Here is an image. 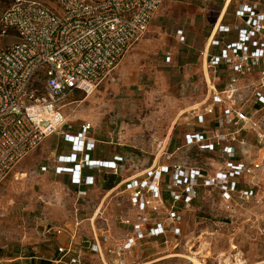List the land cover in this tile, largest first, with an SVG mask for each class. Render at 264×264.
I'll return each mask as SVG.
<instances>
[{
  "label": "rangeland",
  "instance_id": "obj_1",
  "mask_svg": "<svg viewBox=\"0 0 264 264\" xmlns=\"http://www.w3.org/2000/svg\"><path fill=\"white\" fill-rule=\"evenodd\" d=\"M172 1L183 15L191 11L187 0ZM169 39L166 31L157 35L150 27L120 62L113 79L91 95L75 93L66 98L63 113L67 125L62 131L76 134L82 124L91 125L100 157L123 158L118 175L96 172L98 185L79 198L78 188L53 170L58 155L69 151L57 134L1 182L0 264H39L52 258L58 241L53 235H44V228L55 225L78 227L76 247L90 248L96 240L100 242L108 262L96 254L89 264H120L122 260L125 264H194L193 259L201 264H264V237L258 231L264 227L263 210L251 203L233 207L223 202L219 189L203 186L190 207L182 198L172 201V190L185 192V187L172 186L174 166L185 171L201 168L212 175L224 167L225 160L220 152L186 144L187 134L214 129L215 116L206 124L198 123L197 115L205 114L208 90L202 65L197 66L196 76L186 78L185 68L177 66L173 58L166 61L167 55L173 56ZM248 137L251 160L264 159V141L259 144L253 133ZM240 156L245 160L244 154ZM164 167L170 170L159 183L163 206L146 216L153 225L177 213L181 234L174 235L168 227L165 236L147 237L120 257V248L132 231L125 221L139 222L126 182L145 179L147 173ZM116 179L117 185L107 189ZM60 240L66 241L67 235Z\"/></svg>",
  "mask_w": 264,
  "mask_h": 264
},
{
  "label": "built area",
  "instance_id": "obj_2",
  "mask_svg": "<svg viewBox=\"0 0 264 264\" xmlns=\"http://www.w3.org/2000/svg\"><path fill=\"white\" fill-rule=\"evenodd\" d=\"M165 0H13L0 19V34H12L16 41L0 49V184L14 167L50 136L62 133L72 146V157L60 156L58 173H68L72 184L91 187L95 177L84 170H106L119 174L123 158L95 160L96 141L91 125L82 124L80 132H63L67 125L63 109L66 98L75 93L93 94L109 79L130 49L148 32L151 21ZM242 24H217L209 38L208 63L215 74L224 68L229 79L224 89L208 85L205 114L197 115L199 124L215 116V128L189 133L186 144L206 152H220L225 164L210 175L201 168L188 171L174 166L173 203L181 198L191 206L200 187L217 188L224 203L233 207L253 204L264 211V159L251 160L249 134L264 141V3H243L235 11ZM237 33V39L225 36ZM181 41L183 30H178ZM171 57L168 55L166 61ZM259 74L252 88L256 106L251 113L244 107V91L239 81ZM217 107H221L217 113ZM248 149V150H247ZM263 151V150H261ZM245 155V160L241 159ZM261 154H264L261 152ZM83 155L84 157L79 158ZM248 157V159H246ZM250 159V160H249ZM74 165L70 167V165ZM169 167L147 173L145 179H129L130 204L138 212L139 222L132 225L119 256L131 253L137 242L160 238L169 231L179 236L181 217L172 212L164 223L149 225L150 211L163 206L159 189L161 176ZM88 195L79 191V198ZM61 227H46L48 234L60 236ZM264 237V227L258 229ZM72 238V237H71ZM75 237L70 244L58 247L61 258L55 264H83L75 250ZM90 251L104 256L98 240ZM104 261V260H103ZM125 264V260H122ZM120 263V264H121Z\"/></svg>",
  "mask_w": 264,
  "mask_h": 264
},
{
  "label": "crops",
  "instance_id": "obj_3",
  "mask_svg": "<svg viewBox=\"0 0 264 264\" xmlns=\"http://www.w3.org/2000/svg\"><path fill=\"white\" fill-rule=\"evenodd\" d=\"M187 1L188 4L192 5L190 6V8L188 7L189 9H191V11L189 12V14L183 15L182 12L175 10L176 7H178L180 10L179 5H175L176 3H174L172 0H165L163 4L160 6V8L156 11L149 28L151 27V29L157 35L164 33V31H166V33H169L171 35L172 39H169V43L171 47L170 49H172L173 51V56L170 55L169 56L171 57V60L172 58L174 59V62H176L177 66L185 68L186 78H189L191 76H196L198 74L197 66L199 64L202 65V71H201L202 73L201 72L200 73L203 74L204 77L203 79L205 80L208 89L207 95L204 99V103L206 105L207 98L211 96V92L210 89L208 88V85L210 87V84H216V88L218 90H222L224 89L229 79V73L226 69L222 68L219 70L217 74H215L208 63V54L210 53V45L208 41L211 36V33L213 32L214 27L220 23L229 24V25L242 24V22L236 19L235 17V11L239 7V5L243 3H251V2H258L263 4L264 0H202L197 2L196 1L194 2V0H187ZM12 2L13 0H0V19L4 14V12L11 6ZM178 30H183L185 37L184 41H181L180 36L177 33ZM225 39L228 42L234 41L237 39V33L232 32L231 34L226 35ZM15 41L16 39L12 34L8 36H2L0 34V49L13 44ZM207 75L209 79L207 78ZM258 80H259V74L254 73L239 81L240 87L245 88V86H247L249 88L248 90L244 91V95H243V97L246 98V103H244V107L248 113H251L253 109L256 107L254 106L255 100L252 95V88L253 86L257 85ZM220 110L221 107H217V113H219ZM209 117L211 116H207V119ZM57 134H60L62 136L63 142L69 146V151L58 155V157L56 158V164L53 169L55 175L65 176L67 178V182L72 187L78 188V193L82 189L90 190L96 187L98 184L95 177L96 176L95 173L101 171L91 172L89 170H84V174L86 175L91 174L94 175L95 177V184L91 187H87L85 185L82 186L73 185L70 174L58 173L59 167L67 166L66 164H62L59 162V157L62 155L72 157L71 155L73 154V150L71 144L65 141L63 134L62 133H57ZM53 136L47 137L41 143V145L46 140H51ZM95 141H96V149L91 154L92 159L100 160V161L113 160L114 158L105 159L103 157H100L101 151L99 147V141L97 139H95ZM82 157L84 156L81 155L78 157V159ZM73 166H74L73 164L70 165V167ZM43 169L44 171H47L48 167H43ZM79 225L80 224L78 223L77 226ZM46 227L44 228V235L55 236L58 241L57 243L58 247L62 245L70 244V239H72L73 237H75V240H77V237L79 235L78 227L70 228L69 226H58V225L53 226V227H61L65 229L64 233L60 236L51 233L48 234L46 232ZM64 235H67V240L61 241L60 237ZM76 243L77 242L75 241V244ZM58 247L52 258L47 259V262H49L50 264H55L54 262L61 258L60 254L58 253ZM75 250L77 254L80 255L83 264H89L93 260L92 257L96 255L90 251L89 247H85V246L76 247L75 245ZM32 258H35V260H37L36 259L37 257H32ZM103 260L105 262H108L106 260L105 254L103 256ZM41 262L39 264H41Z\"/></svg>",
  "mask_w": 264,
  "mask_h": 264
},
{
  "label": "trees",
  "instance_id": "obj_4",
  "mask_svg": "<svg viewBox=\"0 0 264 264\" xmlns=\"http://www.w3.org/2000/svg\"><path fill=\"white\" fill-rule=\"evenodd\" d=\"M0 30H1V29H0ZM90 156L92 157L91 154H90ZM117 183H118V180L116 179L114 183L107 185V189H112L113 187H115V186L117 185ZM119 183H120V182H119ZM41 264H50V263L47 262V261H44V262L42 261Z\"/></svg>",
  "mask_w": 264,
  "mask_h": 264
},
{
  "label": "bare ground",
  "instance_id": "obj_5",
  "mask_svg": "<svg viewBox=\"0 0 264 264\" xmlns=\"http://www.w3.org/2000/svg\"><path fill=\"white\" fill-rule=\"evenodd\" d=\"M208 78V75H207ZM209 79V78H208ZM194 264H201V262H198L197 260L193 259ZM238 264H244L242 261H238Z\"/></svg>",
  "mask_w": 264,
  "mask_h": 264
}]
</instances>
